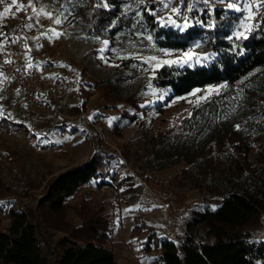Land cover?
<instances>
[{"label": "rangeland", "instance_id": "1", "mask_svg": "<svg viewBox=\"0 0 264 264\" xmlns=\"http://www.w3.org/2000/svg\"><path fill=\"white\" fill-rule=\"evenodd\" d=\"M185 3L193 10L181 7L180 0L167 9L158 0H121V15L130 23L113 36L114 24L101 32L91 26L93 12L111 8L106 0L0 2V14L8 8L0 16V120L23 126L20 131L0 130V203L6 205L0 210V229L6 232L10 227L11 210H22L31 221L42 224L46 237H40L37 245L44 264L52 261L48 237L69 238L67 233L83 224L79 208L84 205L90 209L105 205L102 213L107 214L112 237L107 247L119 264H157L153 245L150 254L142 250L153 230L159 241L172 239L181 245L190 232L201 243H211L214 237L207 228L192 222L196 213L215 211L233 189L264 192V67L235 84L198 88L181 97H171L170 90L154 85L162 67L153 72L155 65L145 63L141 68L148 57L177 59L182 52L169 50L173 55L165 57L146 16L153 18L157 28L183 32L170 21L183 25L186 17L187 29L204 30L190 47L200 43L194 51L209 58L191 67L195 68L217 59L216 40L230 41L236 49L242 39L226 36L234 37L239 30L248 37L264 17V7L257 12L261 0H248L251 8L243 11L228 10L219 0ZM172 8H179L181 15L170 16ZM160 17L169 23L163 25ZM55 18L62 23L55 24ZM22 24H31L30 30L52 24L55 32L63 33L57 37L40 32L24 41L28 54L68 82L72 103L65 120L49 103L42 112L30 111L4 75V62L15 49L13 28ZM36 133L47 142L41 143ZM230 133L232 139L246 140L252 148L247 176L235 174L226 157L213 151L215 143ZM95 148L105 157L98 179L70 197L62 214L49 213L43 199L47 183L88 162ZM131 219L139 226L130 234ZM161 232L165 237H159ZM237 233L264 243V209Z\"/></svg>", "mask_w": 264, "mask_h": 264}, {"label": "trees", "instance_id": "2", "mask_svg": "<svg viewBox=\"0 0 264 264\" xmlns=\"http://www.w3.org/2000/svg\"><path fill=\"white\" fill-rule=\"evenodd\" d=\"M106 1L111 8L93 12L91 26L101 32L114 24L110 32L114 36L128 26L130 20L121 15V0ZM146 18L148 28L155 34L157 45L163 49L186 50L204 32L200 27H192L183 32L172 28H157L152 17ZM213 50L217 59L209 66L162 67L153 79L154 85L170 90L171 97H181L198 88L223 83L235 84L251 72L263 68L264 21L247 39H242L236 49H233L230 41L221 39L215 41ZM241 51L243 55L240 54ZM22 127L20 123L11 120H0V130L4 132L20 131ZM231 137L230 133L227 139L215 143L213 151L220 157H226L235 174L247 176L251 172L250 143ZM104 160L105 157L97 152L85 164L69 168L49 181L43 197L48 212L62 214L70 197L92 179H98ZM104 209V204H97L91 209L84 205L79 208L83 224L72 228L69 233L66 231L69 238L57 241L51 237L45 238L52 255L51 264H119L113 250L107 247L112 237L107 214L102 213ZM263 209L264 192L256 195L246 190L233 189L223 197L215 211L198 212L194 215L192 222L196 226H205L207 232L213 235L214 241L195 246L190 244V238L187 237L181 245L171 241L160 245L153 230L142 250L151 253V245L153 249L161 247L158 264H264V243L250 241L248 236L237 233V230L258 216ZM10 216L12 223L8 230L4 232L0 229V264H44L37 245L40 237H46L43 225L31 221L29 215L22 210H11ZM57 230L65 232L60 228ZM187 231H191L190 224Z\"/></svg>", "mask_w": 264, "mask_h": 264}, {"label": "built area", "instance_id": "3", "mask_svg": "<svg viewBox=\"0 0 264 264\" xmlns=\"http://www.w3.org/2000/svg\"><path fill=\"white\" fill-rule=\"evenodd\" d=\"M53 25L41 26L38 30L21 26L13 28L16 34L15 49L4 62V75L16 88L18 97L24 102L30 111L43 110L47 103L57 114L60 120L68 118L67 109L71 106L72 96L68 82L57 73L36 61L25 50V39L33 38L40 32H52ZM32 65V67H28ZM85 122L88 118L84 117ZM191 245L199 246L201 242L195 236L189 234Z\"/></svg>", "mask_w": 264, "mask_h": 264}, {"label": "snow or ice", "instance_id": "4", "mask_svg": "<svg viewBox=\"0 0 264 264\" xmlns=\"http://www.w3.org/2000/svg\"><path fill=\"white\" fill-rule=\"evenodd\" d=\"M0 2H2V0H0ZM13 2L15 3V0H13ZM159 3H161L166 9L168 8V5L172 2H174V0H158ZM201 2H203L204 4H209L211 2V0H201ZM220 3H226L227 4V9L228 10H235V11H243L246 10L248 8H251V5L248 3V0H219ZM181 3V7H185L187 11H192V8L187 7L185 0H180ZM107 6V5H105ZM18 9L21 7H24L23 5H18L17 6ZM261 7H264V0H261V3L256 5V10L257 12H259V9ZM8 12V8L5 7L4 9V14H6ZM176 14V15H181L180 13V9L179 8H172L170 10V16L171 14ZM4 14H0V16L4 15ZM71 14V13H69ZM153 15L155 14L154 12L152 13ZM50 15V14H49ZM28 19H31V17H28ZM64 19H67V16L64 17ZM249 19H252V17H249ZM160 20L163 22V25H167L169 23L168 19H165L164 17H160ZM264 21V17H261L260 20L256 21L255 27L259 28L260 22ZM172 25L178 27L181 29V31H185L188 27V20L185 17L184 18V24L183 25H179L177 24V22L175 20H171L170 21ZM54 23L57 25H60L62 23L60 18H55ZM199 23H203L202 21ZM27 27L31 28L32 25L28 24ZM208 27H214V25H208ZM241 27H245L244 25H241ZM53 32V34L57 37L63 35V33H58L55 32V30H51ZM248 37L244 35V33L242 31L237 30L235 33V36H228L229 40H240V39H247ZM16 38H13V41H15ZM148 39L151 40L152 37L148 36ZM104 44H107L108 41H103ZM201 45L200 43H195L194 47H189L188 49L180 52L179 54H177V59H158V57L156 56H152V57H148L146 59H144L142 61L141 64V68L143 69V64H149V65H155V67L153 68V72L160 68L163 67L165 65L167 66H172V65H177L179 67H184V66H188V67H192L193 65H200L202 61H207L208 60V56H201L200 54L196 53L194 51V49H198L200 48ZM100 52H103L104 49H100ZM159 51L161 53H163V55L165 57H169L172 56L173 53L169 50L166 49H159ZM241 55H243V51L240 52ZM105 63H108L107 60H105ZM28 67H32V65H28ZM151 86V85H149ZM221 87H226V85H223ZM199 91V90H198ZM161 98H163V94H161ZM200 99H206V97H201ZM146 105H141V107H145ZM6 119V117H5ZM89 119H91V117H89ZM237 128H239V126H237ZM37 136L38 139H40L41 143H45L47 142L42 136H40L39 133L35 134ZM6 206L3 203H0V210H2V208Z\"/></svg>", "mask_w": 264, "mask_h": 264}, {"label": "crops", "instance_id": "5", "mask_svg": "<svg viewBox=\"0 0 264 264\" xmlns=\"http://www.w3.org/2000/svg\"><path fill=\"white\" fill-rule=\"evenodd\" d=\"M39 112H42L43 110H38ZM22 125V124H21ZM94 152L95 153H97L98 152V150H97V148H95V150H94ZM94 153V154H95ZM134 222H133V219H131L130 220V222H129V233L131 234V232H132V230L134 229V224H133ZM159 237H161V238H163V237H165V236H163V234H162V232H161V234L159 235ZM171 241V242H176L175 240H172V239H161L159 242H160V245L163 243V242H165V241ZM145 253V252H144ZM157 253H158V263H159V256H160V254H161V247H158L157 248ZM146 254H150V253H146ZM157 263V264H158Z\"/></svg>", "mask_w": 264, "mask_h": 264}]
</instances>
